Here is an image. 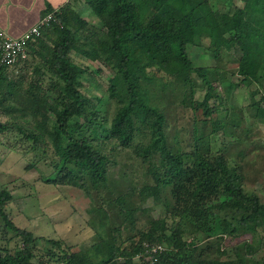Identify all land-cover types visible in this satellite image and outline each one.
Listing matches in <instances>:
<instances>
[{
    "label": "trees",
    "instance_id": "trees-1",
    "mask_svg": "<svg viewBox=\"0 0 264 264\" xmlns=\"http://www.w3.org/2000/svg\"><path fill=\"white\" fill-rule=\"evenodd\" d=\"M79 1L89 7L103 26L90 32L82 13L70 3L56 12L41 37L30 43L29 52L42 59L36 68L40 79L48 75L53 85L50 91L43 92L46 95L42 103L36 92L31 91L25 100L28 108L19 110L29 118L28 122H35L34 132L30 131L26 137L38 143L43 132L40 131V135L35 132L41 130L40 126L45 125L49 131L46 113L43 124L37 120L39 107L46 105L56 119L52 144L58 158L56 175L48 182L75 184L89 194L100 188L107 179L108 158L93 144L94 140L81 134L84 124H79L75 118L84 117L85 123L96 129H103L104 125L99 122L100 112L90 110L92 103L80 90L85 69L73 60V53L92 61H101V54L106 55L104 64L117 70L111 79V94L121 102L108 137L115 139L121 148L130 147L138 135L148 140L137 154L147 165L154 184L141 188L140 201L159 202L167 192L170 200L165 203V210L169 215L150 219L147 228L138 230L137 241L135 236L129 235L124 247L117 246V238H122V227L137 231L139 210L120 198L113 213L103 207L97 209L100 219L93 220L91 225L100 237L98 243L76 253L62 249L63 255L51 253L50 258H54L56 264H139L134 256L142 244L148 242L165 246L159 264H248V259L255 254L252 251L226 260L206 258L205 253L216 246L221 256L227 254L229 247L236 255L240 245L250 242L247 236L252 240L253 232L259 228L264 231V204L258 196L243 190L235 174L231 175L228 160L222 153L212 154L208 141L197 140L196 148L188 154L193 159L190 163L185 162V154L169 149L163 106L154 102L156 98L150 87L156 86L159 80L154 79L153 70L172 77L175 88L193 95L197 86L193 76L199 75L202 85L207 87V95L202 103L193 105L196 110H203L205 126L216 107L209 102L219 96L214 93L209 68L196 67L188 49L206 37L210 39L212 53L217 56L231 48L242 52L237 70L241 79L230 86L256 84L264 89V0H241L244 7L236 8L233 14L214 11L209 0ZM83 31H89L92 40L80 33ZM16 66L0 65V93L7 69ZM212 74L218 77L217 70ZM6 83L5 80L8 90L5 100H14L12 85ZM167 86L158 84V98ZM117 87H120L119 93ZM48 98L52 99V104ZM224 114L227 119V113ZM220 130L226 131V124L213 122L212 132ZM12 199L9 191L0 193V217L5 223L4 229L14 231L22 246L0 253V264H34L35 250L42 239L19 229L10 219L6 207ZM200 234L212 242L202 247L197 243ZM48 242L54 248H62L61 241ZM262 243L263 249L264 240ZM119 259L124 261L119 262Z\"/></svg>",
    "mask_w": 264,
    "mask_h": 264
},
{
    "label": "rangeland",
    "instance_id": "rangeland-1",
    "mask_svg": "<svg viewBox=\"0 0 264 264\" xmlns=\"http://www.w3.org/2000/svg\"><path fill=\"white\" fill-rule=\"evenodd\" d=\"M209 3L214 11L223 10L229 14H233L236 8L244 7L241 0H209ZM84 6L82 16L89 24L88 30L91 32L101 29L102 23L91 14L87 5ZM80 33L92 40L89 31ZM210 46V39L203 37L199 44L188 49L196 67L209 68L208 75L213 81L214 93L219 96L209 102L210 106L216 107L212 119L205 126L203 110H196L193 105L202 103L207 95V87L202 85L199 75L193 76L197 86L191 95L175 88L177 85L172 77L163 72L151 71L156 77L154 79H159L157 85L150 89L152 96L156 98L154 102L163 106L167 145L172 152L185 154V162L190 163L193 159L188 154L196 148L197 140L208 141L212 154L222 153L228 160L230 173L235 174L243 190L247 194L258 196L264 204V89L256 84L230 86L241 79L237 70L242 52L240 49L231 48L217 56L212 53ZM105 58L106 55L101 54V61H92L73 53V60L85 69L83 87L80 90L92 103L90 110L100 112L99 122L103 123L104 128L96 129L85 123L84 117L77 116L75 119L79 124H84L81 134L94 140L93 144L108 158L107 179L97 191L93 190L90 194L75 184L56 185L48 182L56 175L55 164L58 158L52 144L56 119L46 105L39 107L37 120L43 124V114L46 113L49 131H46L45 125L40 126L41 130L35 132L38 135L40 131L43 132L38 143L26 137L30 131L34 132L35 122H28L29 118L23 116L19 110L28 108L26 101L31 91L40 95L36 97L41 98L42 103V98L46 95L44 93L50 91L53 85V80L48 75L41 79L38 75L36 68L42 59L29 52L25 60L14 68H8L4 75V88L0 93V193L7 190L13 196L6 207V213L13 223L19 229L29 231L42 239L35 250L37 257L33 259L34 264H56L54 258H50L51 253L56 256L63 255L62 249L76 253L98 243L100 237L91 225L93 220L100 219L96 214L97 209L103 207L113 213L120 198L134 204L139 210L136 219L137 231L122 227V238H117V246L124 247L129 235L135 236L137 241L138 230L147 228L150 219L169 215L165 210V203L170 200L167 192L162 194L159 202L153 199L145 203L140 201L141 188L146 184H154L147 165L137 154V150L148 143V140L138 135L130 147L121 148L115 139L108 137V130L121 102L119 98L112 96L110 89L111 79L117 70L104 64ZM216 70L218 77L212 74ZM5 80L12 85L14 100H5L8 91ZM158 84L168 85L159 98ZM117 88L119 93L120 87ZM48 102L52 104L53 101L48 98ZM215 121L226 124L227 130L212 132ZM4 125L7 127L5 130L2 128ZM4 225L0 217V253L22 246L16 233L5 230ZM252 235V240L247 236L250 242L238 247L236 255L229 247L227 254L221 256L215 246L206 251L205 257L234 259L237 255L243 257L252 251L255 254L248 259V264H263L264 248L260 245H263L264 231L259 228ZM48 241H61L62 248H54ZM210 242L212 239L207 240L203 234L197 236V243L202 247Z\"/></svg>",
    "mask_w": 264,
    "mask_h": 264
},
{
    "label": "crops",
    "instance_id": "crops-1",
    "mask_svg": "<svg viewBox=\"0 0 264 264\" xmlns=\"http://www.w3.org/2000/svg\"><path fill=\"white\" fill-rule=\"evenodd\" d=\"M70 3L84 12L85 4L79 0H0V30L10 37L20 38L42 17L59 12Z\"/></svg>",
    "mask_w": 264,
    "mask_h": 264
},
{
    "label": "built area",
    "instance_id": "built-area-1",
    "mask_svg": "<svg viewBox=\"0 0 264 264\" xmlns=\"http://www.w3.org/2000/svg\"><path fill=\"white\" fill-rule=\"evenodd\" d=\"M55 13H49L42 17L36 26L20 38L10 37L0 30V65L13 67L25 60L29 54L30 43L41 37L42 30L53 22ZM164 251V245L145 243L134 256V260L139 264H159V258ZM123 261V259H119V262Z\"/></svg>",
    "mask_w": 264,
    "mask_h": 264
}]
</instances>
